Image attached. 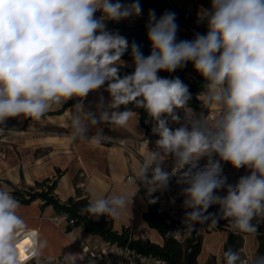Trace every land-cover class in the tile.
I'll list each match as a JSON object with an SVG mask.
<instances>
[{
  "label": "clouds",
  "instance_id": "obj_1",
  "mask_svg": "<svg viewBox=\"0 0 264 264\" xmlns=\"http://www.w3.org/2000/svg\"><path fill=\"white\" fill-rule=\"evenodd\" d=\"M98 11L100 17L95 15ZM141 12L139 0L129 6L120 0H0V125L20 116L40 120L53 106L83 100L108 82L109 107L134 102L145 108L158 122L153 129L160 136L158 147L177 158L174 171L188 165L178 181L188 185L184 206L193 209L186 213L183 235H191L197 223L215 216L204 215L213 204L220 205L224 218H232L234 231L258 235L259 224L252 220L264 215V0H211V8L199 13L201 21L207 20V34L179 42L175 13L166 12L157 20L150 10L147 38L152 52L145 58L133 43L134 73L121 78L116 65L129 44L108 31L104 21ZM189 62L208 81L207 92L197 98L211 109H221L222 115L211 126L206 120L203 127L200 120H193L191 130L187 126L172 130L162 114L179 121L174 109L191 113L187 108L191 93L179 77L168 79L158 73L174 72ZM99 106L103 107L102 98ZM76 109L80 112L82 105L78 103ZM86 115L93 124L107 121L124 127L134 113L104 111L99 120L92 113ZM73 124L80 133L86 130L79 115L73 117ZM214 154L234 168L251 169L235 186L228 185L223 197L215 194L224 188L226 177ZM205 156L207 163L198 167ZM157 157L158 153H149L140 168L145 180ZM169 177L157 166L148 183L163 188ZM115 206L125 207L126 200L96 199L87 211L96 218H116ZM19 207L9 191L0 189V264H25L44 246L39 244L38 232L17 214ZM217 223L212 220L213 226ZM170 235L179 238L182 233ZM223 256L226 264H243L238 252L229 249ZM252 264H264V255Z\"/></svg>",
  "mask_w": 264,
  "mask_h": 264
},
{
  "label": "crops",
  "instance_id": "obj_2",
  "mask_svg": "<svg viewBox=\"0 0 264 264\" xmlns=\"http://www.w3.org/2000/svg\"><path fill=\"white\" fill-rule=\"evenodd\" d=\"M169 1L177 6L186 4L185 0ZM121 3L125 6L131 5L127 2ZM186 8L194 10L191 3L186 4ZM145 19L141 14H133L119 21H111L133 25ZM108 21L110 20H105L104 23ZM101 98L103 107L99 106ZM111 101L108 86H105L82 100L80 112L73 106L57 115L55 113L61 107L53 106L40 120L20 116L8 119L6 125H0L4 131L13 133L10 139H5L0 145L3 153L0 158V189L12 193L47 178L55 179L56 172L60 171L54 190V195L60 202L74 197L76 188L88 193L90 203L101 198H123L126 206H115L118 211L116 218L104 215L112 220L113 230L119 234L126 230L134 240L141 239L139 233L145 230L150 236V243L161 245V237L148 227L143 218L148 212L143 193L150 196L154 194L153 190L139 188V170L148 154L154 152L158 153V157L150 166H159L168 172L172 154H166L154 141L146 147L139 144L157 124L149 113L144 126L140 124L136 112H133V117L124 127H116L107 121L93 124L86 114L92 113L99 120L104 111L109 112V115L112 111H118L109 107ZM198 105L209 108L199 99ZM75 115L81 117V125L86 129L83 133L78 132L77 126L73 124ZM103 138L125 141L134 149L135 154H129L114 144L106 143ZM127 177H133L134 181L127 182ZM17 214L24 219L29 229L38 232L39 244L44 245H38L39 255L42 257L70 258L68 254L76 256L81 243L95 248H100L104 243L99 236L87 233L82 227L67 231L65 221L53 222L50 218L55 215L54 209L51 206L43 207L41 201L20 204ZM227 235L219 230L205 232L197 264H206L210 256L215 257L216 264H221ZM257 256L252 252L251 260Z\"/></svg>",
  "mask_w": 264,
  "mask_h": 264
},
{
  "label": "trees",
  "instance_id": "obj_3",
  "mask_svg": "<svg viewBox=\"0 0 264 264\" xmlns=\"http://www.w3.org/2000/svg\"><path fill=\"white\" fill-rule=\"evenodd\" d=\"M120 2H127L132 4L135 0H120ZM185 3H191L194 10L191 11L186 8V4L177 6L169 0H139L142 8L141 15L145 16V20L134 25H127L125 23H114L108 21L106 23L107 30L112 33H118L127 39L129 47L121 56L122 62H134L131 46L133 43L138 45L140 52L146 58L152 52L151 43L147 38L149 11L154 10L156 19L158 20L166 12L175 13V22L177 24L176 39L177 42L181 40H194L197 35H206L208 31L207 20H200L199 13L202 9L211 8V0H185ZM100 17L101 12L95 14ZM134 69H118V75L123 78L126 75L134 73ZM189 73V78L186 77ZM160 77L173 79L179 77L180 80L188 86L191 93V99L187 102L188 105L196 107L198 105V94L202 93L206 88L208 81L201 77V75L193 69L191 62L187 66L178 68L174 72L160 71ZM108 86V82L101 88ZM92 93V92H91ZM90 94V93H89ZM84 100V99H83ZM82 100L72 99L65 103L55 114L60 115L67 109L80 104ZM130 110L139 115V122L142 126L147 119L148 112L143 107H137L135 103L128 105H121L118 111ZM55 179H44L35 182L33 186L23 188L21 190L13 191L11 194L21 205H28L34 201H41L43 207L51 206L55 215L66 213L75 224L68 226L67 231L73 228L82 227L87 233L99 236L104 242L117 241L123 245L128 246L135 251L150 255L156 259H160L167 264H197V257L201 251L202 237L193 232L184 244L177 243L170 235V229L164 224L162 218L156 213V198L143 193V199L148 205V212L144 214L143 218L150 229L155 230L162 239L161 245L150 243L147 240L132 239L126 230L120 234L113 230L112 220L109 217L101 215L99 218L94 217L88 213L87 208L90 205V199L87 192L80 188L75 189V196L69 198L66 202H60L54 195L57 178L61 172H56ZM264 217L259 215L252 220L255 224L256 218ZM262 226V225H261ZM260 232V229H259ZM257 255H264V236L257 237ZM231 250L232 252L241 251V241L238 235L228 233L226 241L223 246V253ZM221 256V264H226L225 257ZM242 261V257H241ZM206 264H216L214 256H210ZM240 264V261L237 262Z\"/></svg>",
  "mask_w": 264,
  "mask_h": 264
},
{
  "label": "built area",
  "instance_id": "obj_4",
  "mask_svg": "<svg viewBox=\"0 0 264 264\" xmlns=\"http://www.w3.org/2000/svg\"><path fill=\"white\" fill-rule=\"evenodd\" d=\"M113 2H115V0H113ZM187 108H190L193 111L188 113L184 108L174 109L173 115H179V121L173 120L172 115L170 114H162L161 118L167 121V126L172 130H175L181 126H187L188 129L191 130L192 124L190 121L200 120L202 122L201 126L203 127L205 126L203 122L206 120L207 126H211L214 122V119H218L222 115V110L219 108H204L201 105L193 107L188 104ZM157 125L158 122L155 127H157ZM12 136L13 133L11 131L3 130L0 132V145L5 139H10ZM159 139V134L152 130L145 139L139 142V144L146 147L152 141H154L157 145V141ZM102 140L106 143L118 146L129 154H135L134 149L129 147L125 141H116L106 138H103ZM2 156L3 153L0 149V158ZM176 160L177 158L172 155L171 167L168 171V173H170V177L166 187L161 188L148 183V180H151L152 176L154 175L155 169L153 166H149L148 171L145 173L147 180L140 177L139 188L153 190V194L156 198V213L162 218L164 224L170 229L171 233H175L178 230L182 233L179 238H176L173 235L171 236L177 243L184 244L190 236L183 235L186 229V213L191 212L193 209L186 208L184 206V201L187 199L186 195L184 194V189L188 187V185L186 183H178L182 172L187 169L188 165H185L183 169L174 171L176 169ZM213 160H220V158L218 155L214 154ZM207 161V156L200 158L198 161V167L202 168L207 163ZM220 164L222 167L221 175L226 177V183L224 188L216 190L215 194L223 197L227 194V186H235L241 177L250 174L251 169L246 167L237 169L234 168L230 163L222 160H220ZM126 181L133 182L134 178L127 177ZM210 207L214 209L215 216L210 217L204 223H197V230L194 232L200 234L199 229L210 232L217 228H221L226 230L228 233L238 234V232L234 231L231 227L223 224V222L227 221V218L223 217L220 205L213 204ZM210 207L208 208L207 212L204 213V215L209 214ZM50 219L53 222L65 221L67 226H73L75 224L74 220H72L66 213L54 215ZM213 219L218 220V223L215 226L212 224ZM139 236L141 239L150 242V236L145 230H141ZM20 239L23 240L24 237L21 236ZM75 257L76 258L73 261V259L63 256L42 257L38 255L36 258L26 260L25 264H159V262L167 264L160 259H156L150 255H145L135 251L134 249L130 248L128 244L123 245L117 241L104 242L100 248L91 247L86 243H81L78 245V252ZM242 262L243 264H252L251 254L244 252L242 256Z\"/></svg>",
  "mask_w": 264,
  "mask_h": 264
},
{
  "label": "rangeland",
  "instance_id": "obj_5",
  "mask_svg": "<svg viewBox=\"0 0 264 264\" xmlns=\"http://www.w3.org/2000/svg\"><path fill=\"white\" fill-rule=\"evenodd\" d=\"M135 24H138V23H135ZM116 66L118 67V69H134L135 68V62H130V63L119 62ZM186 77L189 78V73H186ZM204 90H205L204 92H207V88H205ZM211 213H215L214 209H212V207H210V209H209V214H211ZM231 220H232L231 218H227V221L223 222V224L231 227ZM257 223L259 224V229H260V232L258 235L239 233V232H238V234H236V235H238V237L240 238V241H241V251L239 252L240 257L243 256V252H248L250 254H252V252H255L257 254L258 243H257L256 239L259 235L264 236V217L256 218L255 224H257ZM215 230L227 232L226 230L221 229V228H217ZM199 231H200L199 235L201 237H203L205 232L207 233V231H203L202 229H199Z\"/></svg>",
  "mask_w": 264,
  "mask_h": 264
}]
</instances>
